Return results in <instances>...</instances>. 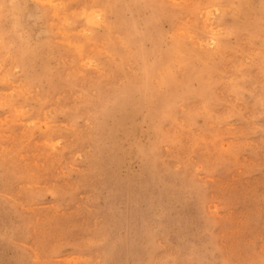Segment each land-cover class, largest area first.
<instances>
[{"label":"rangeland","instance_id":"374dc122","mask_svg":"<svg viewBox=\"0 0 264 264\" xmlns=\"http://www.w3.org/2000/svg\"><path fill=\"white\" fill-rule=\"evenodd\" d=\"M263 81L264 0H0V264H264Z\"/></svg>","mask_w":264,"mask_h":264},{"label":"bare ground","instance_id":"6f19581e","mask_svg":"<svg viewBox=\"0 0 264 264\" xmlns=\"http://www.w3.org/2000/svg\"><path fill=\"white\" fill-rule=\"evenodd\" d=\"M46 1V0H45ZM58 1V0H57ZM63 1V0H62ZM66 1V0H65ZM9 2V1H8ZM24 2V1H23ZM178 2V1H177ZM16 3V2H15ZM57 4V3H56ZM62 4V3H61ZM24 7V6H23ZM89 8V7H88ZM10 10H11V8H10ZM17 11V10H16ZM56 12V11H55ZM2 14V13H1ZM15 14V13H14ZM81 14V13H80ZM15 16V15H14ZM203 16V15H202ZM99 18V17H98ZM13 19H16V18H13ZM98 21V20H97ZM215 23V22H214ZM217 23V22H216ZM66 31V30H65ZM175 32V31H174ZM188 33V32H187ZM233 33V32H232ZM15 34H16V32H15ZM200 34V33H199ZM12 35V34H11ZM22 35V34H21ZM179 35V34H178ZM25 36V35H24ZM189 36H191V35H189ZM186 37V36H185ZM251 37H253V36H251ZM256 37V36H255ZM259 38V37H258ZM244 39V38H243ZM200 43V42H199ZM78 44V43H77ZM175 46V45H174ZM200 46V45H199ZM103 49V48H102ZM239 51V50H238ZM235 53V52H234ZM231 54V53H230ZM243 61V60H242ZM213 64V63H212ZM232 67V66H231ZM233 68H234V65H233ZM81 69V68H80ZM208 69V68H207ZM260 70V69H259ZM82 71V70H81ZM259 73V72H258ZM245 74V73H244ZM222 77V76H221ZM232 78V77H231ZM226 79V78H225ZM227 80V79H226ZM225 80V81H226ZM227 82V81H226ZM230 82V81H229ZM264 82V81H263ZM227 84V83H226ZM225 85V84H224ZM228 85V84H227ZM264 85V84H263ZM181 93V92H180ZM222 93V92H221ZM237 94V93H236ZM76 97V96H75ZM225 97V96H224ZM234 97V96H233ZM261 100V99H260ZM43 109V108H42ZM182 121V120H181ZM184 121V120H183ZM210 124V123H209ZM174 126V125H173ZM72 127V126H71ZM87 136V135H86ZM46 141V140H45ZM4 194V193H3ZM15 200V199H14ZM258 223V222H257ZM20 241V240H19ZM171 250V249H170Z\"/></svg>","mask_w":264,"mask_h":264}]
</instances>
